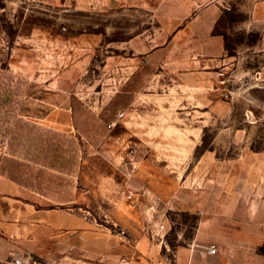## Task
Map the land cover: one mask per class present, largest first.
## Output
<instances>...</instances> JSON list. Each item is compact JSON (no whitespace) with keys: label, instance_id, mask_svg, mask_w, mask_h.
<instances>
[{"label":"rangeland","instance_id":"rangeland-1","mask_svg":"<svg viewBox=\"0 0 264 264\" xmlns=\"http://www.w3.org/2000/svg\"><path fill=\"white\" fill-rule=\"evenodd\" d=\"M103 1L0 0V173L59 215L23 243L0 233V264H120L123 242L171 264L197 233L264 255V0H223L230 55L195 79L129 74L136 20Z\"/></svg>","mask_w":264,"mask_h":264},{"label":"crops","instance_id":"crops-1","mask_svg":"<svg viewBox=\"0 0 264 264\" xmlns=\"http://www.w3.org/2000/svg\"><path fill=\"white\" fill-rule=\"evenodd\" d=\"M151 1L105 0L92 5L97 9L119 11L122 18L136 20L129 31L131 35L121 40L123 48L129 51L128 64L123 67L129 74L170 73L195 79V75L208 72L216 59L229 54L224 34L215 31L224 11L223 0H157L154 5H150ZM147 10L160 11L153 14V31L149 30L153 25H146ZM126 91L131 90L128 88ZM23 188L0 173V222L5 228L0 233L22 243L27 238L41 237V232L49 230L59 221L56 209L38 207L35 199L24 200ZM200 242L204 240L198 239L197 233L194 242L176 245L171 264L264 262L258 242H251L248 236L236 242L213 234L208 242L217 245L216 253L207 252L205 249L209 244L202 247ZM120 248V257L125 258L124 264H146L134 244L123 242ZM12 250L10 242L0 239V258L5 259L14 252Z\"/></svg>","mask_w":264,"mask_h":264},{"label":"built area","instance_id":"built-area-1","mask_svg":"<svg viewBox=\"0 0 264 264\" xmlns=\"http://www.w3.org/2000/svg\"><path fill=\"white\" fill-rule=\"evenodd\" d=\"M124 114H125V111L124 110H120L118 113H117V116L118 117H122V116H124ZM113 124H115V121H111V123H110V125H113ZM136 151H137V149L136 148H132L131 149V152L134 154V153H136ZM128 196L129 197H132L133 196V192L131 191L129 194H128ZM160 226V228H164L165 227V224L164 223H162L161 225H159ZM217 249H218V247H217V245L215 244V243H211V244H209V245H207L206 246V251L207 252H209V253H216L217 252ZM122 261H125V258H122ZM121 261V263L120 264H124V262H122Z\"/></svg>","mask_w":264,"mask_h":264},{"label":"trees","instance_id":"trees-1","mask_svg":"<svg viewBox=\"0 0 264 264\" xmlns=\"http://www.w3.org/2000/svg\"><path fill=\"white\" fill-rule=\"evenodd\" d=\"M44 156H45V155H44ZM11 179L17 181V179H15V178H13V177H11ZM17 182H19V181H17ZM19 183H21V182H19ZM22 184H26V182H25V183L22 182ZM262 246H264V244H263ZM262 246H261V248H262ZM262 252H263V251H262Z\"/></svg>","mask_w":264,"mask_h":264}]
</instances>
